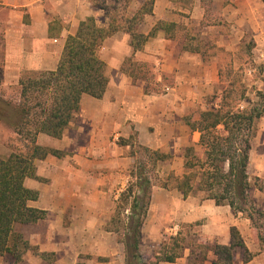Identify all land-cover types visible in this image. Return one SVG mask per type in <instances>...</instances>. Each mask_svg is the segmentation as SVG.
<instances>
[{
    "label": "crops",
    "instance_id": "crops-1",
    "mask_svg": "<svg viewBox=\"0 0 264 264\" xmlns=\"http://www.w3.org/2000/svg\"><path fill=\"white\" fill-rule=\"evenodd\" d=\"M150 1L152 13L144 16L137 26L138 33L148 36L160 22L177 27L170 32L155 31L144 49L135 54L131 36L123 29L106 39L98 52L106 63L109 79L104 97L83 95L79 110L61 139L38 137L39 145L65 155L61 158L50 155L37 161L38 180L28 179L26 185L40 194L31 207L47 211L48 217L34 226L17 225L16 230L39 253L53 254L56 258L53 264H86L89 260L125 264L123 242L124 251L115 259L77 255L69 263L70 249L64 236L68 232L66 216H112L106 231L119 234L122 240V227L111 231L110 223L139 158L137 147L170 156L171 159L157 166L158 181L165 168L175 178H181L185 172V149L201 148L200 134L191 131L185 118L197 117L206 99L218 91L221 62L215 57L207 58L198 46L192 48L186 35L188 29L183 30L184 34L177 31L189 26V19L181 16L188 13L193 18L195 11L202 8L201 0H195L190 9L179 0H130L126 18H132ZM249 1L232 0V3L241 13L248 9ZM224 10L227 29L219 35L216 44L230 51L231 46L240 45L248 24L236 19L234 13L229 15V5ZM106 14L95 6L94 0H0V94L6 98L19 96L23 79L56 71L68 37L75 36L88 18H94L99 27L108 28L110 19ZM200 17L203 20L204 15ZM130 58L135 72L125 73L122 68ZM166 88H170L169 93ZM258 148L264 158V143L260 142ZM253 151L252 146L249 173L253 169L255 177L264 179V159L257 170L251 168ZM259 194L262 205H255L258 210H264V195ZM147 216H163L174 222V227L167 230L175 236H181L182 225L199 223L200 243L206 245H229L230 229L236 227L254 255L248 264H264V254L250 220L242 214H233L227 206H216L214 201L197 195L184 198L176 188H165L156 180ZM192 250L186 247L174 263L159 264H192ZM209 254L212 260L204 264L215 261L214 254L211 251ZM5 257L0 256V264ZM236 257L238 263L234 257V264H244L242 255Z\"/></svg>",
    "mask_w": 264,
    "mask_h": 264
},
{
    "label": "trees",
    "instance_id": "trees-1",
    "mask_svg": "<svg viewBox=\"0 0 264 264\" xmlns=\"http://www.w3.org/2000/svg\"><path fill=\"white\" fill-rule=\"evenodd\" d=\"M94 1L97 8L110 14L105 0ZM124 1L125 11L130 0ZM201 3L205 5L204 0ZM152 5V1L148 2L132 18L122 16L118 20L117 17H110L108 28L99 27L94 18H88L80 25L75 36L68 37L56 71L23 79L16 98L7 99L0 94V126L15 133L25 148L24 152L0 156L1 257L8 256L15 264L21 263L29 252L44 261L53 257L50 253H39L16 230L17 225L34 226L48 217L47 211L31 207L30 204L38 201L40 194L26 185L28 179L38 180L37 161L45 160L50 155L57 158L65 155L39 145L38 137L46 135L61 139L74 120L83 95L96 99L104 97L109 79L106 63L100 59L98 52L106 39L123 29L131 36V47L135 54L144 49L155 31L166 29L170 32L177 27L160 22L150 35L138 33L137 26L145 15L152 13ZM113 12H117V9H113ZM132 58L122 68L125 73L135 72ZM231 91L226 90L216 106L214 102L218 95L215 93L208 100L211 109L199 113L197 117L185 118L191 131L200 134L201 152L197 153L194 147L185 149V172L181 178H174L176 189L184 198L201 193L204 200L214 201L216 206H227L233 214L245 215L256 231L257 242L264 252V236L261 233L264 229V210H258L251 197L252 190L264 195V179L252 178L249 173L252 140L256 136L258 122L264 117V91H256L258 102L239 110L231 105ZM243 96H246L245 92ZM136 153L139 158L130 172L126 189L120 194L110 230L123 229L125 264L174 263L180 257V252L157 256L150 263H146L141 253L142 231L151 205L152 189L158 179L154 174L159 163L171 158L142 146L137 147ZM136 153L133 152V155ZM165 188H168L167 184ZM230 236L231 241L227 246L200 243L201 249L206 248L214 254L212 264H234L237 249L244 252V264L252 261L254 255L247 249L236 227H231ZM207 251L201 252L203 261L207 260ZM191 254L190 263L197 264L193 261V250Z\"/></svg>",
    "mask_w": 264,
    "mask_h": 264
},
{
    "label": "rangeland",
    "instance_id": "rangeland-1",
    "mask_svg": "<svg viewBox=\"0 0 264 264\" xmlns=\"http://www.w3.org/2000/svg\"><path fill=\"white\" fill-rule=\"evenodd\" d=\"M179 1L181 4L188 5L187 9H190L192 5L194 6L195 2V0ZM204 2L205 5H202V8L198 12L195 11L193 18L188 13L181 16L189 19V26L181 25L183 27H180V30L177 31L180 34H184L183 30L188 29L186 35L190 44L193 45L192 48L198 46L202 54L207 58L215 57L220 60V86L216 92L218 99L214 102L215 106L220 102L225 91L232 89V98L230 99L232 107L236 110L250 107L253 103L258 102L256 91H264V3L262 0H250L248 2V9L239 13L237 12L238 8L232 3V0H204ZM124 5V0H105V6L110 9V14H106V17L109 19L110 17H117L118 20L122 16L126 17ZM228 5L230 10L229 15L234 13L237 16L235 17L236 19H241L244 24H248L240 45L231 46L232 49L230 51H226L224 47H219L216 44L218 37H220L219 35L227 29L228 23L225 21L224 14L226 10L224 8ZM113 9H117V12H113ZM202 14L204 18L200 20ZM243 92L246 94L245 97L243 96ZM12 97L16 98L17 96L12 95ZM209 98L211 96L206 99V104L198 110V113L211 109L212 106L208 104ZM260 142L264 143V117L258 122L257 133L252 140L254 151L251 159V168H255V170H257L264 159L259 155L261 152L258 148ZM196 150L197 153L201 152V148L196 147ZM24 151L23 143L19 142L17 135L11 130L0 126V156H9L12 153ZM154 175L157 176L156 173ZM172 175L174 173L171 170L169 171V168H165V174L160 178V181L157 179V183L161 185L167 184L172 189L176 188L175 177ZM250 176L252 178L256 176L253 169ZM194 195L204 199V195L201 193ZM251 197L257 207L262 205L260 203L262 197L257 190H252ZM113 206L114 204L111 208ZM111 217L66 216L65 225L68 232L64 236L70 249L67 256L69 263L73 262L77 255L103 256L113 259L122 255L124 246L121 236L117 233L109 234L106 231V224ZM199 225V223L182 225L183 232L181 236H175L173 235L174 232L167 230L174 227V222L167 221L163 216H149L144 228L142 242V253L146 258V263L153 262L159 254L179 253L186 247H192L194 250L193 261L195 263L204 264L207 261H211L212 259L206 248L201 249ZM261 233L264 236V229L261 230ZM173 238H177V240L175 241ZM201 250L208 252V257L205 261H203V256L201 257ZM243 253L241 249L235 251V263H238L236 256L238 254L243 256ZM112 254L115 256H112ZM54 261H56L55 257H50L49 261H44L29 252L19 264H53ZM1 264L15 263L10 257L6 256L2 259ZM86 264L102 263L89 260ZM114 264H119V262L116 261Z\"/></svg>",
    "mask_w": 264,
    "mask_h": 264
},
{
    "label": "built area",
    "instance_id": "built-area-1",
    "mask_svg": "<svg viewBox=\"0 0 264 264\" xmlns=\"http://www.w3.org/2000/svg\"><path fill=\"white\" fill-rule=\"evenodd\" d=\"M165 91H166V93H169L170 92V88H166Z\"/></svg>",
    "mask_w": 264,
    "mask_h": 264
}]
</instances>
